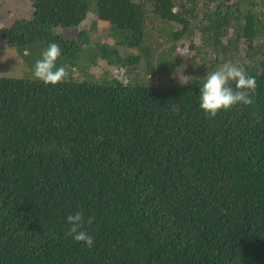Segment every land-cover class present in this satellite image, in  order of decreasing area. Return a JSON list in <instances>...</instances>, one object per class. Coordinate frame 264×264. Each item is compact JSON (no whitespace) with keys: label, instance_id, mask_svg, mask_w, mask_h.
Listing matches in <instances>:
<instances>
[{"label":"trees","instance_id":"1","mask_svg":"<svg viewBox=\"0 0 264 264\" xmlns=\"http://www.w3.org/2000/svg\"><path fill=\"white\" fill-rule=\"evenodd\" d=\"M28 3L0 8L25 67L0 59V264H264V0ZM50 42L55 85L30 75ZM229 61L253 103L208 116L199 86Z\"/></svg>","mask_w":264,"mask_h":264},{"label":"clouds","instance_id":"2","mask_svg":"<svg viewBox=\"0 0 264 264\" xmlns=\"http://www.w3.org/2000/svg\"><path fill=\"white\" fill-rule=\"evenodd\" d=\"M61 52L57 43L50 42L41 53V58L35 62L34 76L53 85L63 81L67 75L66 69L56 63ZM256 88V78L249 75L243 65L229 61L204 77L199 86V106L208 116L214 117L219 111L228 110L234 105L253 103L251 93ZM92 220L93 217L85 220L81 212L67 215L68 235L92 247L94 239L83 227Z\"/></svg>","mask_w":264,"mask_h":264},{"label":"rangeland","instance_id":"3","mask_svg":"<svg viewBox=\"0 0 264 264\" xmlns=\"http://www.w3.org/2000/svg\"><path fill=\"white\" fill-rule=\"evenodd\" d=\"M28 1L27 0H0V8L3 10L4 15L6 14L7 16L5 20H2V23L4 22L6 24L9 23L10 19H12L13 16L16 17L20 14H27L28 9L30 7ZM100 21L97 20L96 16H93L91 17V19H88L86 22L84 21L82 26H84L85 24H88L91 27L104 26L105 24H102V22ZM0 59L2 61L1 66L4 72L15 74V73H21L22 70L25 69L20 59H17L16 63L12 61L14 59V51L0 49ZM93 70H96V69H93ZM74 71H77V70H74ZM30 75H34V72L31 73Z\"/></svg>","mask_w":264,"mask_h":264}]
</instances>
